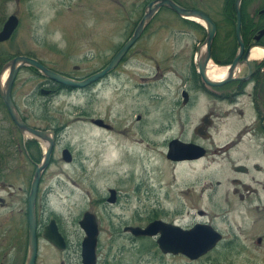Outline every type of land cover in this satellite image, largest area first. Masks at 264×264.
<instances>
[{
    "label": "rangeland",
    "instance_id": "obj_1",
    "mask_svg": "<svg viewBox=\"0 0 264 264\" xmlns=\"http://www.w3.org/2000/svg\"><path fill=\"white\" fill-rule=\"evenodd\" d=\"M143 1L146 0H0V31L10 15L19 17L11 38L0 42V68L21 54L83 78L105 64L107 54L124 33V19L139 17L128 10ZM223 1L217 0V7ZM256 2L249 0L247 6L241 5L244 21L257 7ZM225 35L223 28L213 42L224 43ZM215 56L221 58L220 62ZM212 57L221 66L232 61L222 52ZM153 60L134 57L109 80L62 92L50 103L38 91L45 77L29 67L19 71L13 97L25 114H31L29 122L63 128L53 161L41 180L39 204L40 216L47 224L51 218L59 222L69 248L65 255L41 239L37 264H81L85 233L79 220L86 210L95 213L99 221L97 264H264V242L257 244V237L264 235V216L233 194L234 185L228 175L233 176L234 172L217 169V163L208 161L183 165L168 160V140L179 130L168 127L170 121L162 112L165 102H153L152 95L160 94L166 83L174 79L165 69L157 71ZM156 60L163 67L189 65L193 61L162 55ZM43 104L48 105L47 117L43 116ZM92 117L103 118L111 127L94 125ZM122 133L136 138L140 148L114 163L119 153L112 143L122 147ZM15 135L0 104V143L8 145L17 139L21 144L28 137ZM64 148L73 155L71 163L62 158ZM17 163L14 160L13 166ZM34 169V164H27L29 184ZM11 171L14 188L24 186L20 170L16 167ZM110 188L118 191L115 203L107 200ZM200 210L205 214L201 215ZM154 219L183 227L209 223L223 233L224 239L207 256L192 261L183 255L163 254L154 245L155 237L134 239L123 231L125 225L145 226Z\"/></svg>",
    "mask_w": 264,
    "mask_h": 264
},
{
    "label": "flooded vegetation",
    "instance_id": "obj_2",
    "mask_svg": "<svg viewBox=\"0 0 264 264\" xmlns=\"http://www.w3.org/2000/svg\"><path fill=\"white\" fill-rule=\"evenodd\" d=\"M150 1L152 0L138 3L133 9L128 10L129 13H138L139 17L124 19V33L120 35V42L107 54L104 66L131 38L143 20ZM173 1L183 8L207 14L216 25L217 33L224 28L226 35L223 39L229 44L226 46L225 42L221 43L219 40L216 45L214 41L211 54L213 56L222 52L224 56L234 59L240 48L236 30L238 22L236 0H233L231 6L230 2L224 0L221 7H217V0ZM248 1L243 0L242 7L247 6ZM256 1L257 7L252 8L246 20L244 21L243 14L241 18V37L244 42V54L248 52L249 64L240 66L230 82L211 85L204 81L196 63V56L204 49L206 27L181 16L167 6L161 7L149 20L119 65L103 80H109L111 76L119 74L120 69L129 64L134 57H142L148 61L154 59L153 66L157 71L165 69L171 73L174 81L166 83L160 94L152 95L153 102H165L162 112L168 116L170 121L168 127L170 129L176 127L179 130L178 135L171 136L168 140L167 150L173 139H179L200 146L201 149L196 152L202 153L192 159L168 158V160L183 165H200L208 161L217 163V169L227 168L234 172L235 175H228V180L234 185L233 194L239 200L248 202L254 211L264 216V56L260 59L251 57L256 47L264 50V34L257 38L264 29V1ZM228 10L231 13L230 17L227 14ZM163 14L165 16H160ZM162 51L163 54H159ZM158 55L172 59L192 58L193 61L189 65L163 67V64L156 60ZM146 64L152 66L150 63ZM38 91L50 103L53 97L66 92V89L45 78L38 85ZM0 104L10 119L17 138L18 129L13 125L1 97ZM47 108L48 105L43 104V110ZM20 111L23 119L28 122L31 114ZM46 129H53L56 132L57 143L60 128L52 126ZM13 142H17L15 146L11 144ZM29 146L28 139H23L21 144L17 139L11 140L8 145L0 143V264H27L29 259L30 184L26 175L27 164L35 165L40 161L31 158ZM14 160H18L16 167L24 181V186L17 189L10 179L11 168H16L13 166ZM217 184L220 185L221 181L217 180ZM118 198L119 194L116 202ZM36 212L40 238L47 222L41 218L42 215L40 216L39 195ZM57 223L59 226L58 221ZM59 228L61 230V226ZM66 240V249L59 250L65 255L69 248L68 239ZM263 242L264 235L258 236L257 244ZM61 264L65 262L62 261Z\"/></svg>",
    "mask_w": 264,
    "mask_h": 264
},
{
    "label": "water",
    "instance_id": "obj_3",
    "mask_svg": "<svg viewBox=\"0 0 264 264\" xmlns=\"http://www.w3.org/2000/svg\"><path fill=\"white\" fill-rule=\"evenodd\" d=\"M236 11H237V37L241 45L239 52L235 56L233 62L228 65V74L225 78L220 81H214L207 75V65L212 59L211 56V46L216 35V26L214 22L205 13L185 9L172 0H154L148 5L146 14L144 15L143 21L137 26L133 36L124 46L114 55L111 62L99 70L83 79L71 78L69 76L63 75L56 72L47 66H45L39 60L26 56L18 55L10 59L2 68L0 72V94L8 107V110L12 116V119L19 131L23 135L31 136L38 141H40L44 147L45 151L43 157L39 163L36 164L35 172L33 175L30 194H29V259L27 264H35L38 254V236H37V219H36V201L37 193L39 189V184L43 173L49 167L54 145H55V131L53 130H43L39 128H34L28 125L20 113L18 112L15 103L12 98V86L15 81L16 75L19 69L23 66H33L39 70L43 75L51 78L62 84L72 86V87H85L98 79L105 76L111 69H113L119 61L126 54L128 49L133 45L136 39L140 36L148 20H150L155 12L163 5H167L173 8L175 11L184 15L186 17L199 18L205 21L207 26V36L205 40V48L201 50L198 56V65L201 69V73L206 82L212 85H222L233 79V74L235 69L239 64H248V52L244 54V58L241 60L244 51V42L241 37V4L242 0H236ZM19 24V18L16 15H11L5 22L2 30L0 31V41L8 40L14 33L15 29ZM264 34V29H262L257 36L259 38ZM9 68V72L4 83H1V76L5 73L6 69ZM95 123L102 125V119H94ZM201 147L195 144H188L182 142L181 140H173L170 143L168 157L180 160V159H191L199 156L202 152L197 153L196 150H200ZM64 160L70 162L72 160V154L68 148L63 150ZM110 201H115L116 190L111 189ZM80 225L85 231V237L82 242V264H96L97 263V244L99 236V228L96 215L90 211L84 213L83 218L80 220ZM125 230H130L132 234L139 235H149L154 236L160 234L157 242L164 253L179 254L182 253L188 256L190 259H197L210 250H212L219 240L222 238L220 232H218L212 225L206 223H198L190 229H185L179 225L168 223L161 219H155L151 221L145 228L140 226H127ZM43 236L49 242L54 244L59 249H64L66 247V241L64 236L59 231L56 220L52 219L50 223L45 227Z\"/></svg>",
    "mask_w": 264,
    "mask_h": 264
},
{
    "label": "bare ground",
    "instance_id": "obj_4",
    "mask_svg": "<svg viewBox=\"0 0 264 264\" xmlns=\"http://www.w3.org/2000/svg\"><path fill=\"white\" fill-rule=\"evenodd\" d=\"M264 56V50L261 47H256L252 53L251 57L252 58H262ZM227 68L228 67H220L216 63H214L213 60L209 61L208 66H207V74L212 80H217L221 79L227 74ZM8 70L5 71L2 77V83L7 77ZM121 139H122V147L118 145L117 143H112L116 149H114L115 152L119 153V157L114 159V163H119L121 158L124 156L126 159V155H132L131 152L134 151L136 148H140L139 146V141L125 133L121 134ZM134 161H135V156H133ZM188 165V164H187ZM190 182H195L193 180H189Z\"/></svg>",
    "mask_w": 264,
    "mask_h": 264
},
{
    "label": "trees",
    "instance_id": "obj_5",
    "mask_svg": "<svg viewBox=\"0 0 264 264\" xmlns=\"http://www.w3.org/2000/svg\"><path fill=\"white\" fill-rule=\"evenodd\" d=\"M226 1L230 2V6H231V3L233 2V0H226ZM263 1H264V0H263ZM232 11H233V10H232ZM227 14H228V17L231 16L230 10L227 11ZM0 55H1V54H0ZM4 56H6V54H5ZM2 57H3V55H2ZM214 59H215L216 61H219V62H220L219 59H221V58H220L219 56H217V57L215 56ZM229 60H231V57H230ZM35 142H36V141H34V140L29 141L30 146L28 147V148H29L28 150H29V153H30L31 158L37 161L38 158H39L40 155H41V149L39 148L38 144L35 143ZM154 245H156V243H154Z\"/></svg>",
    "mask_w": 264,
    "mask_h": 264
}]
</instances>
